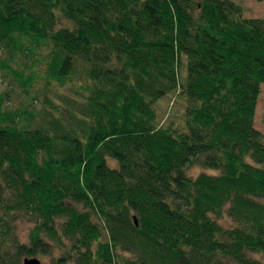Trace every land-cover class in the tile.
Listing matches in <instances>:
<instances>
[{"label": "trees", "instance_id": "trees-1", "mask_svg": "<svg viewBox=\"0 0 264 264\" xmlns=\"http://www.w3.org/2000/svg\"><path fill=\"white\" fill-rule=\"evenodd\" d=\"M0 54L20 96L0 94V264H264V19L230 0H0Z\"/></svg>", "mask_w": 264, "mask_h": 264}, {"label": "rangeland", "instance_id": "rangeland-1", "mask_svg": "<svg viewBox=\"0 0 264 264\" xmlns=\"http://www.w3.org/2000/svg\"><path fill=\"white\" fill-rule=\"evenodd\" d=\"M235 4L239 5L243 10V18L245 19H264V0H230ZM39 53L46 55L47 51L42 50ZM3 54H0V57ZM13 67V66H12ZM13 69H15L13 67ZM6 93V107L9 109H14L19 106L20 96L18 88L14 81L9 75L5 73H0V94ZM175 98L164 97L158 101L155 109L158 113L159 122H161L162 127H172L179 129L181 124V117L183 112V107L181 103L173 100ZM253 127L264 137V85L260 86L259 96L256 103V108L254 112ZM110 167L114 166L113 161H108ZM204 172L208 175H217L218 172L214 170H202L200 168H193L189 171V174L195 177L199 173ZM19 232L22 240H24L25 230L20 229ZM40 261V264H50V258H36Z\"/></svg>", "mask_w": 264, "mask_h": 264}, {"label": "water", "instance_id": "water-1", "mask_svg": "<svg viewBox=\"0 0 264 264\" xmlns=\"http://www.w3.org/2000/svg\"><path fill=\"white\" fill-rule=\"evenodd\" d=\"M136 224V222H135ZM22 264H40V261L36 258L24 259Z\"/></svg>", "mask_w": 264, "mask_h": 264}]
</instances>
